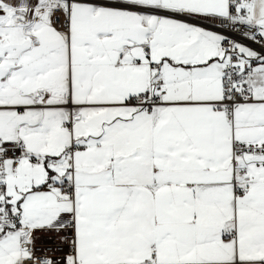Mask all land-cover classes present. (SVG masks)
<instances>
[{"label":"snow or ice","instance_id":"1","mask_svg":"<svg viewBox=\"0 0 264 264\" xmlns=\"http://www.w3.org/2000/svg\"><path fill=\"white\" fill-rule=\"evenodd\" d=\"M0 264H264V0H0Z\"/></svg>","mask_w":264,"mask_h":264},{"label":"built area","instance_id":"2","mask_svg":"<svg viewBox=\"0 0 264 264\" xmlns=\"http://www.w3.org/2000/svg\"><path fill=\"white\" fill-rule=\"evenodd\" d=\"M47 247H51L50 245H47Z\"/></svg>","mask_w":264,"mask_h":264}]
</instances>
